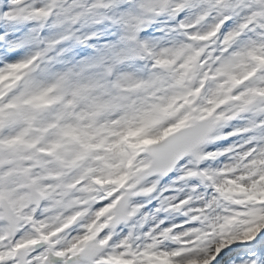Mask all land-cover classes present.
<instances>
[{
	"label": "rangeland",
	"instance_id": "rangeland-1",
	"mask_svg": "<svg viewBox=\"0 0 264 264\" xmlns=\"http://www.w3.org/2000/svg\"><path fill=\"white\" fill-rule=\"evenodd\" d=\"M207 115L205 142L148 177L146 141ZM0 173L16 208L28 181L57 206L84 179L65 205L87 207L29 264H264V0H0ZM126 188L129 222L103 233Z\"/></svg>",
	"mask_w": 264,
	"mask_h": 264
},
{
	"label": "water",
	"instance_id": "water-1",
	"mask_svg": "<svg viewBox=\"0 0 264 264\" xmlns=\"http://www.w3.org/2000/svg\"><path fill=\"white\" fill-rule=\"evenodd\" d=\"M213 128L214 122L212 119L210 117H204L190 125H186L169 133L159 141L148 144L146 151L152 158L147 168L148 175L170 172L187 153L194 150L206 139ZM61 187L62 185H59V188ZM65 187L66 191L64 194L71 188L69 186ZM29 190L31 199L39 205L40 196L33 190L31 185L29 186ZM127 200L128 195L125 194L117 201L115 214L108 224L110 227L130 218V215L126 212ZM14 228H16V224ZM27 254L25 249L19 250V264H25Z\"/></svg>",
	"mask_w": 264,
	"mask_h": 264
},
{
	"label": "flooded vegetation",
	"instance_id": "flooded-vegetation-1",
	"mask_svg": "<svg viewBox=\"0 0 264 264\" xmlns=\"http://www.w3.org/2000/svg\"><path fill=\"white\" fill-rule=\"evenodd\" d=\"M7 199L9 200V202L11 203V201H10V199L7 197ZM62 202V201H61ZM60 202V203H61ZM84 203L82 204V207H84L86 204H87V201L86 200H84L83 201ZM44 203H45V200H44ZM44 205V204H43ZM43 207V206H42ZM41 207V208H42ZM27 208H29L30 210H31V214H32V217H33V219H35V221H38L39 219H41L44 223L46 222V220L47 219H49L50 217H46V214H47V212H50L51 210H52V206H48V207H46V208H44L43 209V211H40L41 210V208H38V209H35V208H33V207H27ZM67 208V211L68 210H71L72 208H69V207H66ZM23 210V209H22ZM18 213H20V211H18ZM65 216V215H64ZM63 218V216H59V219H62ZM91 219H93V216L91 217ZM88 220L89 219H86V221L88 222ZM0 222H1V227H2V231H5V228H4V220H3V218H2V216H1V211H0ZM31 222V219H28L27 220V224H29ZM7 230V229H6ZM18 234H19V232L17 233V236L13 239V240H11V241H15V240H17V237H18ZM43 238H46V236H47V229L46 228H43L42 229V233L40 234Z\"/></svg>",
	"mask_w": 264,
	"mask_h": 264
},
{
	"label": "trees",
	"instance_id": "trees-1",
	"mask_svg": "<svg viewBox=\"0 0 264 264\" xmlns=\"http://www.w3.org/2000/svg\"><path fill=\"white\" fill-rule=\"evenodd\" d=\"M250 232H251V231L247 232V234L250 233Z\"/></svg>",
	"mask_w": 264,
	"mask_h": 264
}]
</instances>
